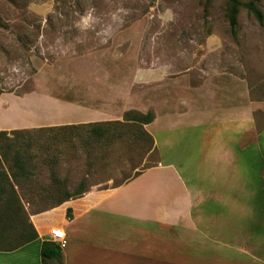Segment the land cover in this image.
Masks as SVG:
<instances>
[{"label":"crops","instance_id":"0c3cea01","mask_svg":"<svg viewBox=\"0 0 264 264\" xmlns=\"http://www.w3.org/2000/svg\"><path fill=\"white\" fill-rule=\"evenodd\" d=\"M132 27L113 31L107 45L39 66L31 93L51 116L0 131L152 110L143 129L157 162L31 214L37 238L0 255L33 248L41 264V243L59 228L62 264H264V96L251 97L249 80L228 70L141 65Z\"/></svg>","mask_w":264,"mask_h":264},{"label":"rangeland","instance_id":"374dc122","mask_svg":"<svg viewBox=\"0 0 264 264\" xmlns=\"http://www.w3.org/2000/svg\"><path fill=\"white\" fill-rule=\"evenodd\" d=\"M258 6L262 24L241 7L233 34L226 0H0V98L7 106L0 101V125L49 118L53 108L31 93L39 66L107 45L113 31L130 26L137 28L141 65L170 63L195 75L228 70L249 80L251 97L264 96V0ZM6 132L0 170L17 156L26 162L29 177L16 189L31 203L29 219L79 189L115 186L157 162L154 145L132 123L108 138L83 124ZM1 230L8 235L6 226ZM37 255L33 248L0 255V264H36Z\"/></svg>","mask_w":264,"mask_h":264},{"label":"trees","instance_id":"16d2710c","mask_svg":"<svg viewBox=\"0 0 264 264\" xmlns=\"http://www.w3.org/2000/svg\"><path fill=\"white\" fill-rule=\"evenodd\" d=\"M260 1L262 0H249L247 2L226 0V15L233 34L236 32L237 14L241 7H244L258 23L262 24L263 13L258 6ZM153 119L154 113L152 110H148L146 113L130 110L124 113L121 121L96 122L83 125L89 127V131L94 137L108 138L112 133V129L132 123L142 128V132L149 139L150 145H154L151 135L143 129V125L150 123ZM6 133V131H0V134ZM12 162L8 170H0V251L15 250L37 238V233L24 208L23 196L16 189V186L20 183V177H29L26 171V162L20 156L15 157ZM138 173L139 171L135 175ZM83 191L84 189H79L75 195H68L65 198L58 199L55 204H60L70 197H77ZM66 215L67 217L71 216L70 209H67ZM3 225L9 229L6 236L4 231L1 230ZM40 256L41 264H49L50 260H55L58 264H62V249L49 240L42 241Z\"/></svg>","mask_w":264,"mask_h":264},{"label":"built area","instance_id":"2783aa9c","mask_svg":"<svg viewBox=\"0 0 264 264\" xmlns=\"http://www.w3.org/2000/svg\"><path fill=\"white\" fill-rule=\"evenodd\" d=\"M49 241L55 243L61 249L66 246V236L63 230L56 228L50 231V238Z\"/></svg>","mask_w":264,"mask_h":264}]
</instances>
